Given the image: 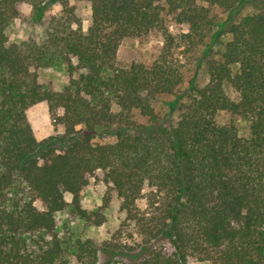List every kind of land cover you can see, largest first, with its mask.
<instances>
[{
    "label": "trees",
    "instance_id": "1",
    "mask_svg": "<svg viewBox=\"0 0 264 264\" xmlns=\"http://www.w3.org/2000/svg\"><path fill=\"white\" fill-rule=\"evenodd\" d=\"M84 1L86 29L69 0H0V264H60L66 255L99 264L100 249L110 252L104 264H123L115 251L137 248L136 264H264V0L240 1L251 9L236 20L238 0ZM23 4L34 21L60 7L43 50L65 66L61 90L39 82L38 48L8 38ZM151 36L161 45L149 62L120 63L124 40ZM194 64L205 80L183 89ZM161 97H174L168 121L156 110ZM40 103L56 132L41 140L27 118ZM220 114L243 119L248 134ZM97 173L123 220L108 242L67 244L52 233L68 204L104 222L79 203Z\"/></svg>",
    "mask_w": 264,
    "mask_h": 264
},
{
    "label": "rangeland",
    "instance_id": "2",
    "mask_svg": "<svg viewBox=\"0 0 264 264\" xmlns=\"http://www.w3.org/2000/svg\"><path fill=\"white\" fill-rule=\"evenodd\" d=\"M240 1L238 0L236 8L239 9ZM69 4L75 8L77 17L82 21L83 28L86 29L89 23V6L84 0H69ZM251 4L245 2L238 11H233V20H236L241 15L247 13L251 9ZM235 8V10H237ZM60 9L58 4L51 5L44 13L40 21H34L31 18V8L27 4L19 7L20 17L8 29V38L11 42H16L24 47L38 48L43 54L41 66H37L35 72L39 82L47 89L61 90L68 83V74L65 70L64 64L60 61L57 52L53 49L43 50L44 43L49 37V23L51 17ZM228 13H220L219 20L223 21L227 18ZM177 32L181 27H173ZM228 39L227 35L221 37L220 44L215 48H219L223 42ZM161 42L159 37L151 36L147 39H126L120 45L118 51V59L121 64H128L133 61L149 62L155 52L160 47ZM43 51V52H42ZM194 64L188 67L186 71V80L183 89L187 88L190 78L195 77L197 84H203L205 74L203 67ZM174 97H161L156 102V110L163 119L167 121L170 119V111L168 103ZM172 117L177 116V110L174 111ZM28 122L31 126L34 136L41 140L48 136L56 134L55 129L50 121L47 106L40 103L32 106L27 112ZM221 123H233L239 135L246 136L248 134V125L243 119H238L229 114H220L218 117ZM137 122L147 123L145 118L136 117ZM70 202V199H67ZM80 207L86 210L88 214H101L104 222L101 225L91 224L80 218L76 212L73 204H68L65 209L56 215L55 229L52 234H57L67 244L73 242L75 239H89L95 244L100 245L104 242L110 241L114 232H116L123 220L124 214L120 210V202L110 189V185L103 181L101 173L95 174L90 184L84 188L79 194ZM35 205L40 207V203ZM37 238L33 237L32 240ZM137 242V241H136ZM32 243H34L32 241ZM126 243L124 238H121L119 244L124 246ZM115 251L114 259L123 264H136L139 258L140 248L135 251L127 253L125 249L122 252ZM110 252L100 249L99 264H104L109 258ZM60 264H78L72 256L66 255V262ZM186 264H207L196 258H188Z\"/></svg>",
    "mask_w": 264,
    "mask_h": 264
}]
</instances>
